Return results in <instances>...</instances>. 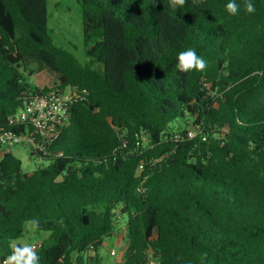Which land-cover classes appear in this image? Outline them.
<instances>
[{
	"label": "trees",
	"instance_id": "1",
	"mask_svg": "<svg viewBox=\"0 0 264 264\" xmlns=\"http://www.w3.org/2000/svg\"><path fill=\"white\" fill-rule=\"evenodd\" d=\"M228 2L79 0L81 65L54 42L46 0H0V132L34 96L83 97L35 153L47 165L0 154V264L31 219L41 264H100L123 218L119 264H264V0L251 14L235 0L234 16ZM188 48L204 72L179 71Z\"/></svg>",
	"mask_w": 264,
	"mask_h": 264
},
{
	"label": "rangeland",
	"instance_id": "2",
	"mask_svg": "<svg viewBox=\"0 0 264 264\" xmlns=\"http://www.w3.org/2000/svg\"><path fill=\"white\" fill-rule=\"evenodd\" d=\"M46 4L47 27L54 42L61 48L71 52L79 64L87 63L89 57L85 53L83 42L82 11L79 0H46ZM29 80L32 84H37L39 82H51L53 77H49L46 74H44V77L43 75L37 76L35 73L30 76ZM183 124L184 119L179 118L171 123V126L180 128ZM190 131L192 132L193 128ZM3 151H9L20 159L21 169L26 173H31L37 167L45 166L49 163L48 158H42L24 146L0 147V154ZM124 224L125 218L119 220L117 224L119 228L111 236L106 237L102 245L97 248L96 255L100 264H119L121 262V256L126 246ZM46 235L47 233L41 230L32 233L30 225L25 222L21 236L14 242L18 244L47 245L49 241ZM112 251H114V254Z\"/></svg>",
	"mask_w": 264,
	"mask_h": 264
},
{
	"label": "built area",
	"instance_id": "3",
	"mask_svg": "<svg viewBox=\"0 0 264 264\" xmlns=\"http://www.w3.org/2000/svg\"><path fill=\"white\" fill-rule=\"evenodd\" d=\"M79 98L83 99L80 93L70 90L32 97L9 117V124L14 129L0 132V147L20 145L34 153L45 151L58 137L62 127L68 124L71 106ZM188 136L193 137L194 132L189 131ZM39 246L34 245V251Z\"/></svg>",
	"mask_w": 264,
	"mask_h": 264
},
{
	"label": "clouds",
	"instance_id": "4",
	"mask_svg": "<svg viewBox=\"0 0 264 264\" xmlns=\"http://www.w3.org/2000/svg\"><path fill=\"white\" fill-rule=\"evenodd\" d=\"M173 7L182 8L186 0H170ZM226 9L230 15H237L239 6L235 0H229ZM246 12L251 14L256 11L254 0H245ZM177 67L181 72H189L192 70L204 72L207 67V61L197 54L194 48H188L178 54ZM30 225V231L36 233L39 229V220L31 219L27 221ZM5 264H41L40 256L34 251V245L30 243L17 244L12 246V254L9 255Z\"/></svg>",
	"mask_w": 264,
	"mask_h": 264
},
{
	"label": "water",
	"instance_id": "5",
	"mask_svg": "<svg viewBox=\"0 0 264 264\" xmlns=\"http://www.w3.org/2000/svg\"><path fill=\"white\" fill-rule=\"evenodd\" d=\"M32 154V153H31Z\"/></svg>",
	"mask_w": 264,
	"mask_h": 264
}]
</instances>
